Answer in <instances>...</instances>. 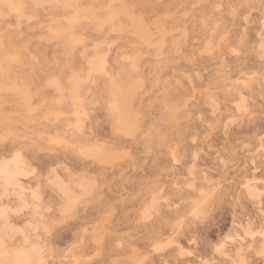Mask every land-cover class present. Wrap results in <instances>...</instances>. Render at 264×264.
Returning <instances> with one entry per match:
<instances>
[{
    "label": "rangeland",
    "instance_id": "rangeland-1",
    "mask_svg": "<svg viewBox=\"0 0 264 264\" xmlns=\"http://www.w3.org/2000/svg\"><path fill=\"white\" fill-rule=\"evenodd\" d=\"M0 264H264V0H0Z\"/></svg>",
    "mask_w": 264,
    "mask_h": 264
}]
</instances>
